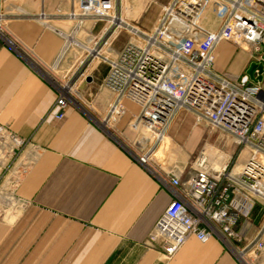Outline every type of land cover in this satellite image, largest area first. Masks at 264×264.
I'll list each match as a JSON object with an SVG mask.
<instances>
[{"label":"built area","instance_id":"built-area-1","mask_svg":"<svg viewBox=\"0 0 264 264\" xmlns=\"http://www.w3.org/2000/svg\"><path fill=\"white\" fill-rule=\"evenodd\" d=\"M6 1L0 0V41L20 56L7 24L29 17L49 27L50 18L42 11L23 16L17 8L9 10ZM66 1L67 12L58 9L55 15L65 19L68 31L55 30L61 44L47 64L48 82L57 92L48 115L62 119L66 107L81 96L78 85L90 84L103 67L102 86L112 99L101 123L113 129L126 114L123 102L136 105L126 128L139 137V146L150 147L146 156L180 114L230 138L245 152L236 169L218 156L214 158L222 162L214 168L201 151L184 175L174 170L156 174L129 152L173 196L148 243L169 259L191 237L201 243L215 237L240 263L235 253L258 257L264 251V226L253 239L245 236L253 208L264 207V90L246 74L233 78L216 73L213 50L228 43L249 56L258 53L264 45V0H170L149 30L122 17V0ZM209 10L219 23L214 31L201 24ZM260 63L264 66L263 57ZM27 145L0 125V217L16 201L14 188L29 166Z\"/></svg>","mask_w":264,"mask_h":264},{"label":"crops","instance_id":"crops-1","mask_svg":"<svg viewBox=\"0 0 264 264\" xmlns=\"http://www.w3.org/2000/svg\"><path fill=\"white\" fill-rule=\"evenodd\" d=\"M131 1H161V9L170 0ZM6 3L23 16L42 11L50 23L46 27L21 17L7 24L20 56L0 41V125L27 140L29 157L28 169L14 188L16 201L0 217V264H246L242 254L235 253L240 263L215 237L204 243L191 237L169 259L149 245L154 225L173 196L129 153L126 126L137 110L124 105L126 114L113 129L103 126L112 95L102 86L105 69L98 67L90 84L78 85L81 96L66 107L62 119L48 115L57 98L47 73L61 44L55 30L68 31L65 19L55 14L58 9L67 12V1ZM130 10L139 14L141 8L132 5ZM201 24L208 31L219 27L210 10ZM263 52L264 45L249 56L219 43L213 50V69L235 78L245 74L251 62L260 63ZM261 86L264 90V72ZM187 125L176 124L165 135L152 155L158 163H167L172 147L188 156L198 150L204 126ZM251 217L247 240L264 226V207L255 206ZM256 258L264 263V251Z\"/></svg>","mask_w":264,"mask_h":264},{"label":"rangeland","instance_id":"rangeland-1","mask_svg":"<svg viewBox=\"0 0 264 264\" xmlns=\"http://www.w3.org/2000/svg\"><path fill=\"white\" fill-rule=\"evenodd\" d=\"M142 2L143 3L140 4V1L122 0L121 13H122V17L129 20V22L132 25L139 27L141 30H149L152 28V26L154 25V23L158 18V15L160 13L161 1H142ZM132 5L140 6L141 11L139 14H133L131 12L130 6ZM123 104L131 112H135L137 110V106L129 101H124ZM190 122L191 124L195 123L193 117H191L189 114H180L174 120L170 129H172L176 124H178L179 127L182 126L190 127V125H187ZM127 136L129 141L128 142L126 141L127 139L126 137H125L126 139L123 137V140L126 141V144L130 148L129 150L131 151L132 155L137 157L140 163H142L141 158L146 157V161L144 163L147 164L150 167V169L154 171L156 174H161L162 172H167L168 170H174V171L180 170L184 175L189 171V168L191 167L195 157L201 151L212 152L214 156H218V157L221 156L222 159L225 158L224 160L227 159L226 161L229 162L230 167L232 169H236L240 165L242 160H244L245 158V152L241 148L233 144L230 138L220 133L219 131H210V129L206 127H204L202 132L201 145L193 155L188 156L185 153L178 152L176 149L173 150L172 147V150H170V154L168 156V161L164 165L158 163V161H156L152 156L154 153L159 151L161 142L155 146L150 156H146L150 147L139 146L137 144L139 140V137L137 135L127 133ZM215 158L217 159V157ZM25 159L26 157H24L23 161H25ZM22 164H24V162H22ZM20 168L18 170H20ZM237 246L238 248L242 249L243 245L239 242L237 243ZM242 259L245 261L246 264H264V263H260L259 259L257 258L254 259L251 255H248L247 253L245 256H242Z\"/></svg>","mask_w":264,"mask_h":264},{"label":"water","instance_id":"water-1","mask_svg":"<svg viewBox=\"0 0 264 264\" xmlns=\"http://www.w3.org/2000/svg\"><path fill=\"white\" fill-rule=\"evenodd\" d=\"M255 72H257V73H255ZM263 72H264L263 64L251 62L249 64L248 68L246 69L245 74L248 76V78L253 83H261L262 78H263ZM86 81L89 82L90 79L87 78Z\"/></svg>","mask_w":264,"mask_h":264},{"label":"bare ground","instance_id":"bare-ground-1","mask_svg":"<svg viewBox=\"0 0 264 264\" xmlns=\"http://www.w3.org/2000/svg\"><path fill=\"white\" fill-rule=\"evenodd\" d=\"M164 137L165 136H163L162 138H160L161 140V142L163 141V139H164ZM205 146V145H204ZM213 147V146H212ZM215 148V147H214ZM217 153V152H216ZM223 153V152H222ZM205 154L207 155V156H209L208 158H210V162H211V165L214 167V168H216V167H218L219 166V162L217 161V159H215L214 158V154H212V152H207V151H205ZM218 154V153H217ZM224 154V153H223ZM216 155V154H215ZM221 157V156H220ZM225 159V158H224ZM227 160V159H226Z\"/></svg>","mask_w":264,"mask_h":264}]
</instances>
